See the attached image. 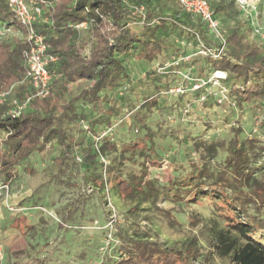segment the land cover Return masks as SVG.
I'll return each instance as SVG.
<instances>
[{"label": "trees", "instance_id": "trees-1", "mask_svg": "<svg viewBox=\"0 0 264 264\" xmlns=\"http://www.w3.org/2000/svg\"><path fill=\"white\" fill-rule=\"evenodd\" d=\"M37 1L51 4L41 5L43 11L34 29L43 37L45 54L55 58L47 66L51 75L48 93L41 97L33 96L35 90L25 79L29 50L26 30L9 11L6 1L0 0V33H5L0 35V95H4L0 102L1 185L9 189L19 170L35 176L41 169L40 163L58 151L59 155L51 158L53 167L59 170L68 162L78 169L82 167L79 171L82 189L90 187L92 194H101L104 205L110 201L109 195L115 193L120 200L133 202L127 213L134 217L140 205L155 206L163 195L178 203L203 206L205 202L220 212L215 197L220 195V202L225 203L228 198L222 196V192L229 187L235 190L254 187L264 192V184L255 178L262 172L257 163L264 153V139H260L259 133L251 131L242 135L243 129L237 124L227 140L207 143L194 138L190 149L182 145L180 151L170 145L169 155L155 140L156 131L143 118L144 110L148 113L157 105V94L167 99L183 97L190 90L188 80L177 71L187 75L191 83L201 81L191 80L189 73L180 69L185 64L192 70L197 60L195 55L211 73L226 75L219 87L213 82L209 85L215 87L217 97L205 89L202 102H207V97L216 104L233 99L239 111L248 106L253 115L264 106V49L245 41L237 26L224 33L225 21L238 15L233 1L206 0L225 40L223 53L216 59L197 54V40L211 47L216 46L217 41L199 18L181 9L177 0H153L152 4L149 0ZM168 24L178 27V32L183 34L179 38L181 43L195 45L194 54L181 49L172 57L164 55L163 34ZM185 56H189V60L180 62L176 68L158 70L172 59ZM130 59L144 69L137 81H133L126 65V60ZM158 78L168 80L161 88L153 85L149 90L144 89L143 81L151 85ZM231 78L240 83L228 87ZM72 86H78L77 91H72ZM222 86H227V91ZM175 87L184 92L168 93ZM27 98L30 100L26 108L17 116L12 115V101L21 103ZM184 106L180 104L182 109ZM258 125L264 137V121ZM122 127L126 137L116 136V131L121 129V133ZM78 128L85 139L80 152L75 150L80 143H74L71 133ZM139 132L142 135L136 136ZM182 138L180 144L186 138L190 140L189 136ZM193 156L198 159L194 161ZM136 160L154 170L163 168L165 163V167L170 168L171 179L162 183L158 176L143 178L142 172L138 175L126 170L125 164ZM118 221L120 219L113 214L110 225L114 224V236L120 242L113 264H190L195 253L194 243H187L183 250L167 248L152 240L137 223L129 222L127 216L122 215V225ZM8 227L21 236L8 247V256L18 259L28 254L29 243L25 236L34 232V228L26 216L13 218ZM249 231L241 227L240 235ZM213 233L222 246L229 245L233 238L230 229L216 232L213 228ZM241 264H264V248L249 245Z\"/></svg>", "mask_w": 264, "mask_h": 264}, {"label": "rangeland", "instance_id": "rangeland-1", "mask_svg": "<svg viewBox=\"0 0 264 264\" xmlns=\"http://www.w3.org/2000/svg\"><path fill=\"white\" fill-rule=\"evenodd\" d=\"M149 1H151L150 4L154 2L153 0ZM252 1L256 6L255 12L238 11L237 16L225 21L224 33L237 26L238 32L245 41L264 49V0H260V3H257L256 0ZM178 31V27L169 24L166 27L164 38L162 37L166 43L164 51L166 57H172L176 52L180 53L181 49L189 54H194L196 51L195 45L181 43L179 38L183 37V34ZM194 59L197 60H194L192 70H188L191 67H185V64L181 65L180 69L189 73L191 80H201L197 82L201 85L200 90H195L196 82L188 81V87L191 85L190 90L188 89L189 91L183 97L170 96L166 99L160 98L159 93L156 96L157 105L148 113L142 110L143 113H146L143 114V118L147 125L156 131V136H159H155V140H158L160 146L165 148L170 155V145L180 151L182 145L190 149L194 138L207 143L211 140H227L232 136V130L237 124L243 129L242 135H247L252 131L255 134L259 133L261 139L263 135L259 132L258 124L264 121V106L253 115L248 106L239 111L233 99L216 104L211 100L212 98L207 97V102H202L206 90L211 95H216V97L218 95L215 92V87L210 88L209 86L215 80L216 72L211 73V69L196 55ZM126 65L133 81H137V77L144 69L138 65L136 60L132 59L126 60ZM167 80L158 78L155 84L153 82L151 85L147 80L142 81L145 82L144 89L149 90L151 87L153 88V85L161 88ZM178 82L181 81L178 80ZM233 83L238 85L240 82L231 78L228 80L227 86L229 87ZM77 87L72 86V91H77ZM222 87L227 91L225 86ZM130 89L132 90V88ZM155 92L158 93V91H153V93ZM128 94V98L130 97L129 100H131L133 95L131 92ZM124 95L123 97H125ZM181 103L186 105L183 109L180 107ZM122 129L121 133L120 129L116 131L115 135L126 137L125 129L123 127ZM190 129L195 130V135ZM71 133L75 139L74 143H80L76 144L78 148L75 149L80 152L85 140L84 133L79 128L71 130ZM141 135L142 132L136 134V136ZM183 136H189L190 140L186 138L184 143L180 144V139H184ZM120 141L121 139L118 143ZM57 155H59L58 151L50 154L45 161L40 163L41 169H38L33 177L19 170L15 179L9 184V189L0 192V255L3 257L0 264H113L119 254L120 245L114 236L112 228L114 224L110 225L113 214L120 219L119 224H123L122 215L127 216L129 222L137 223L142 231H146L151 237L155 236L156 241L159 242L160 239H163V243H159L164 247L183 250L187 243H194L195 253L189 263L193 264L198 258L200 253V249L197 247L198 238L192 233L203 222L202 217L195 209L208 207L205 202L203 206L186 202L178 203L170 201L168 196L163 195L155 206L150 203L140 205V211L134 217L127 213L128 209L134 205L133 202L122 201L115 193L109 195L110 201L104 205L105 200L101 194H92L90 187L82 189L79 175V171L83 170L82 167L78 169L70 162L65 163L59 170L53 167V164H50L51 158ZM181 158L179 155V159ZM257 164L262 167L261 173L264 175V153L259 157ZM125 165H127L126 170L128 168L129 171L138 175L142 172L144 175H140L143 178L144 176H158L162 183L165 179L167 181L171 179L170 168H166L165 163L163 168L155 170L153 167L138 164L137 160L133 164L127 162ZM62 168L64 169L62 170ZM261 173L258 175L261 176ZM160 203H167L170 207L167 209L158 208L157 205ZM21 215L26 216V220L34 228V232H29L25 236L29 243L28 254L16 259L8 256L7 249L15 239L21 236L17 231L10 229L8 225L9 221ZM170 219L172 222H169ZM204 232L205 229H200L199 234L203 235ZM211 234L214 235L213 230ZM210 260L211 254H209L206 264H210Z\"/></svg>", "mask_w": 264, "mask_h": 264}, {"label": "built area", "instance_id": "built-area-1", "mask_svg": "<svg viewBox=\"0 0 264 264\" xmlns=\"http://www.w3.org/2000/svg\"><path fill=\"white\" fill-rule=\"evenodd\" d=\"M9 11L13 13L16 19L26 30L25 39L29 43V50L26 52V80L27 83L35 90L34 97H41L46 95L48 92L47 86L51 81V75L47 70L49 63L55 61V58L45 54L46 45L44 43L43 37L35 32L34 24L37 19L41 16L43 11L42 6L48 7L51 4L45 1L37 0H5ZM181 9L194 17L199 18L206 26L207 30L217 41L216 46H207L204 43H201L199 40L197 54L204 58H219L221 57L224 47L225 40L221 32L219 22L214 19L213 13L210 10L209 4L206 0H177ZM234 2L238 11L243 13L255 12L256 6L252 0H231ZM6 32V31H5ZM5 33H0L3 35ZM189 56L178 57L167 62L164 67L158 68L159 71H164L167 68L174 66L176 68L180 62H187ZM178 74L182 75L183 78L189 81L187 75H183L180 71H177ZM215 80L213 84L217 87L220 86V80L225 79L226 75L222 72L215 73ZM196 82V81H195ZM199 82V81H198ZM204 84V83H203ZM200 84L197 83L195 87L199 89ZM184 91L180 87H175L168 91V93H183ZM4 95H0V102L2 101ZM30 98H27L24 102H18L16 100L12 101L13 108L11 114L17 116L23 111ZM7 191V187L0 184V192L3 190Z\"/></svg>", "mask_w": 264, "mask_h": 264}, {"label": "clouds", "instance_id": "clouds-1", "mask_svg": "<svg viewBox=\"0 0 264 264\" xmlns=\"http://www.w3.org/2000/svg\"><path fill=\"white\" fill-rule=\"evenodd\" d=\"M256 2L260 3V0H256ZM251 83L252 81H249V85ZM185 123L187 122L185 121ZM190 131L195 135V130L190 129ZM192 159L196 160L198 157L193 156ZM255 178L264 184V176L257 175ZM203 190L207 191V189ZM222 196L228 198L225 203L220 202V195L215 197L217 207L222 210L220 212L210 206L195 209L202 217L203 222L192 233L197 236V247L200 249L199 256L193 264H206L209 254H211L210 264H241L245 249L249 245L264 248V192H260L254 187H244L239 190L229 187L222 192ZM157 207L167 209L170 205L160 203ZM224 209L226 211H223ZM241 227L251 231L241 236ZM213 228L216 232L230 229L233 237L230 244L220 245L218 239L211 234ZM200 229H205L203 235L199 234ZM151 239L156 240L157 238L153 236ZM159 242L163 243V239H160ZM2 259L3 257L0 255V260Z\"/></svg>", "mask_w": 264, "mask_h": 264}]
</instances>
